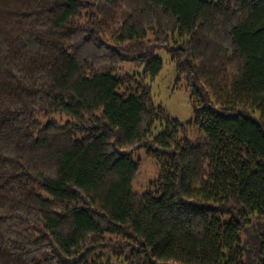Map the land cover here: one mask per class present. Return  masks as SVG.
<instances>
[{"label":"trees","instance_id":"trees-1","mask_svg":"<svg viewBox=\"0 0 264 264\" xmlns=\"http://www.w3.org/2000/svg\"><path fill=\"white\" fill-rule=\"evenodd\" d=\"M0 264H264V0H0Z\"/></svg>","mask_w":264,"mask_h":264},{"label":"rangeland","instance_id":"rangeland-1","mask_svg":"<svg viewBox=\"0 0 264 264\" xmlns=\"http://www.w3.org/2000/svg\"><path fill=\"white\" fill-rule=\"evenodd\" d=\"M150 33L148 38H150ZM153 55L162 61V68L154 79L147 77L144 79L149 85L151 97L154 105L164 108L171 118L176 119L188 131V137L194 141L203 136V132L196 123V114L193 104L190 100L189 91L186 88L182 77H179L174 63L171 61V54L164 50L158 49L153 51ZM144 63L137 64L134 61L122 62L114 72L116 76L121 75H142ZM179 79V80H178ZM48 119H54L60 124L66 121L65 117L53 115ZM158 132V130H156ZM132 160L139 163L138 173L132 183V189L137 193L144 192L157 177L160 163L153 157L146 154L144 149L138 150L132 156Z\"/></svg>","mask_w":264,"mask_h":264}]
</instances>
